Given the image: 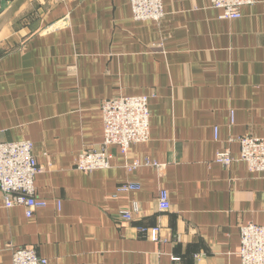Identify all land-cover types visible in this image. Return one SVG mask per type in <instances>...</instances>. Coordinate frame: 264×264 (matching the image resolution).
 I'll return each instance as SVG.
<instances>
[{"label": "crops", "instance_id": "0c3cea01", "mask_svg": "<svg viewBox=\"0 0 264 264\" xmlns=\"http://www.w3.org/2000/svg\"><path fill=\"white\" fill-rule=\"evenodd\" d=\"M161 1L160 23L133 20L129 0H15L0 15V142L33 143L47 203L28 218L0 194L1 264L19 247L48 264H240L239 227L264 225V172L215 162L264 136V0L234 20L210 0ZM116 96L148 97L150 138L128 156L160 167L128 172L110 147V168L75 170ZM126 183L140 189L117 193Z\"/></svg>", "mask_w": 264, "mask_h": 264}, {"label": "built area", "instance_id": "2783aa9c", "mask_svg": "<svg viewBox=\"0 0 264 264\" xmlns=\"http://www.w3.org/2000/svg\"><path fill=\"white\" fill-rule=\"evenodd\" d=\"M255 0H210L211 7L221 12L220 18L234 20L241 17V8L252 6ZM132 19L160 23L164 17L161 0H129ZM103 139L100 145L80 150L75 161V170L92 173L110 168L112 154L110 147L117 148L125 157L124 167L132 172L143 167L159 168L160 165L148 158H129L131 145L145 143L150 138V110L147 96H116L102 100ZM239 152L232 155L228 146L219 150L215 162L229 167L234 162H243L252 173L264 172V136H243L235 140ZM34 145L30 140L0 142V194L6 209L21 207L25 216L30 218L35 211L47 206L45 200L36 195L35 179L43 173L33 153ZM140 186L126 183L118 192L137 191ZM57 209L60 203L57 202ZM160 212L170 209L168 193L160 190L157 198ZM136 211V209L134 210ZM132 211H122L123 221L132 220ZM150 240H160L159 229L145 230ZM240 264H264V225L246 223L239 227ZM9 264H48L35 248H11ZM1 264V263H0Z\"/></svg>", "mask_w": 264, "mask_h": 264}, {"label": "water", "instance_id": "95a60500", "mask_svg": "<svg viewBox=\"0 0 264 264\" xmlns=\"http://www.w3.org/2000/svg\"><path fill=\"white\" fill-rule=\"evenodd\" d=\"M13 2H15V0H0V15L3 13L5 7Z\"/></svg>", "mask_w": 264, "mask_h": 264}, {"label": "rangeland", "instance_id": "374dc122", "mask_svg": "<svg viewBox=\"0 0 264 264\" xmlns=\"http://www.w3.org/2000/svg\"><path fill=\"white\" fill-rule=\"evenodd\" d=\"M20 2H21V1H19V3H20ZM29 2H30V1H29ZM19 3H17V4H19ZM22 5H23V4H22ZM20 6H21V5H20ZM13 20H14V22H15V21H16V18H14Z\"/></svg>", "mask_w": 264, "mask_h": 264}]
</instances>
